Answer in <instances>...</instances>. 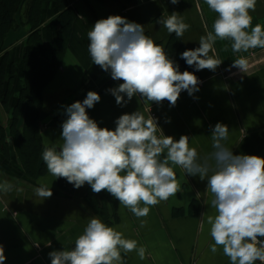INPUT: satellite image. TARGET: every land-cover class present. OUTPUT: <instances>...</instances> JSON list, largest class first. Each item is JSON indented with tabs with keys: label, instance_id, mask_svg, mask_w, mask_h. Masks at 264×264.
Here are the masks:
<instances>
[{
	"label": "crops",
	"instance_id": "crops-1",
	"mask_svg": "<svg viewBox=\"0 0 264 264\" xmlns=\"http://www.w3.org/2000/svg\"><path fill=\"white\" fill-rule=\"evenodd\" d=\"M173 12L190 25L182 38L169 34L157 23L162 15ZM110 15L142 25L145 34L163 46L175 63L177 54L181 58L185 50L199 47L200 36L206 34V29L211 30L216 19V13L204 0H180L178 4L170 0H20L17 3V9L10 12L14 25L8 30L0 53L3 80H0V126L1 130L5 129L4 139L0 135V183L9 182L23 192L17 194L14 190L7 195L0 192L4 264H51L49 253L71 250L93 216L145 248L144 259L134 251L124 257L125 264H230L222 249L214 254L209 247L214 241L207 216L215 215V210L210 206L212 197L206 190L207 179L184 174L175 167L182 193L152 207L147 217L138 219L106 191L97 194L88 184L77 189L66 179H55L48 173L42 153L39 162L43 164L42 173L35 167L30 172L23 166L12 136L16 108L27 84V58L54 64L56 69L44 88L40 108L43 150L45 147L59 150L66 106L82 102L89 91H95L101 99L86 111L102 128L114 130L115 121L122 114L141 110L147 116L151 110L164 135L176 140L181 135L189 136L190 146L196 147L204 157L213 151L210 136L219 122L229 128L225 144L234 155L264 157V49L233 53L230 41L217 40L214 47L223 63L215 72L197 71L182 58L184 63H177L181 72H193L200 79L198 92L192 96L182 92L174 107L167 101L145 104L137 96L121 106L108 90L123 81L113 80L110 71L93 64L87 50V32L97 20ZM251 15L253 26L264 25V0H257ZM240 55L248 59L246 73L231 67ZM124 99L128 100L126 95ZM23 120L24 113L15 125L22 126ZM41 180L53 192L42 201L33 193ZM141 219L146 220L144 226Z\"/></svg>",
	"mask_w": 264,
	"mask_h": 264
},
{
	"label": "clouds",
	"instance_id": "clouds-1",
	"mask_svg": "<svg viewBox=\"0 0 264 264\" xmlns=\"http://www.w3.org/2000/svg\"><path fill=\"white\" fill-rule=\"evenodd\" d=\"M170 2L178 4L180 0ZM204 3L216 13V19L211 30L206 29V34L200 36L199 47L181 53L187 65L197 71L215 72L223 63L214 47L217 40L230 41L233 53L264 49V25L253 26L251 15L257 0ZM157 23L179 38L190 28L176 12L162 15ZM87 38L92 63L110 71L113 80L123 81L108 90L117 105L123 106L137 96L145 104L167 101L174 107L182 92L192 96L199 91L200 79L193 72H181L163 46L136 22L110 15L97 20ZM231 67L246 73L248 59L240 55ZM100 99L97 92L89 91L82 102L66 106L59 150L45 147L42 151L48 173L55 179H66L77 189L88 184L93 193L106 191L138 219L147 217L152 207L182 193L175 167L184 174L198 175L201 180L207 179L210 206L215 210V215L207 216L214 241L209 246L211 252L222 249L230 264H264V157L234 155L225 144L229 128L219 122L210 136L213 151L204 157L190 146L189 136L181 135L176 140L164 135L151 110L147 116L141 110L122 114L114 130L102 128L86 111ZM38 184L33 189L38 200L53 195L42 180ZM14 190L17 194L23 192L9 182L0 183L4 195ZM145 223L141 219V226ZM134 251L140 259L145 258V248L136 240L125 238L122 231L93 216L71 250H54L49 256L51 264H125L124 257ZM5 260L0 244V264Z\"/></svg>",
	"mask_w": 264,
	"mask_h": 264
},
{
	"label": "trees",
	"instance_id": "trees-1",
	"mask_svg": "<svg viewBox=\"0 0 264 264\" xmlns=\"http://www.w3.org/2000/svg\"><path fill=\"white\" fill-rule=\"evenodd\" d=\"M19 1L20 0H0V53L3 52L4 40L8 30L14 25V22L10 19V12L12 9H17V3ZM174 59L178 64L184 63L183 60L178 57V54ZM55 71L54 64L46 65L31 58L26 59L27 84L22 90L20 102L15 112V123L22 113H24V120L20 127L14 123L12 136L14 139L13 145L16 147L23 166L29 171L35 167L38 173H42L44 169L43 164H39L40 155L43 151L40 108L44 88ZM0 80L3 81L1 77ZM0 135L2 139H4L5 129L1 130V126Z\"/></svg>",
	"mask_w": 264,
	"mask_h": 264
},
{
	"label": "water",
	"instance_id": "water-1",
	"mask_svg": "<svg viewBox=\"0 0 264 264\" xmlns=\"http://www.w3.org/2000/svg\"><path fill=\"white\" fill-rule=\"evenodd\" d=\"M262 239H264V238H262Z\"/></svg>",
	"mask_w": 264,
	"mask_h": 264
}]
</instances>
